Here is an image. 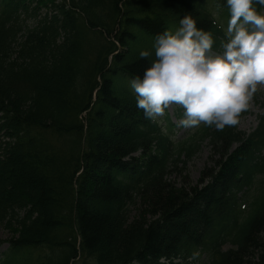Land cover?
<instances>
[{
  "label": "trees",
  "instance_id": "16d2710c",
  "mask_svg": "<svg viewBox=\"0 0 264 264\" xmlns=\"http://www.w3.org/2000/svg\"><path fill=\"white\" fill-rule=\"evenodd\" d=\"M186 14L220 51L202 0H0L1 264H264V112L248 136L201 123L180 143L129 86ZM205 141L197 184L178 186Z\"/></svg>",
  "mask_w": 264,
  "mask_h": 264
},
{
  "label": "clouds",
  "instance_id": "9594fccd",
  "mask_svg": "<svg viewBox=\"0 0 264 264\" xmlns=\"http://www.w3.org/2000/svg\"><path fill=\"white\" fill-rule=\"evenodd\" d=\"M256 5L264 8V0H223L218 5L229 12L220 51L213 50L211 32L197 28L190 14L174 32L155 36V59L142 75L129 79L136 107L146 119L155 121L171 105H179L184 111L178 123L185 128L204 123L221 130L238 123L257 86L264 85V14ZM151 54L139 52L141 58Z\"/></svg>",
  "mask_w": 264,
  "mask_h": 264
},
{
  "label": "rangeland",
  "instance_id": "374dc122",
  "mask_svg": "<svg viewBox=\"0 0 264 264\" xmlns=\"http://www.w3.org/2000/svg\"><path fill=\"white\" fill-rule=\"evenodd\" d=\"M213 13L217 14V10L214 8H211ZM256 92L259 94L258 98L255 99L254 95L252 98V101L250 103V107L243 111L245 112V115H243L239 122V130L245 132L246 134H250L251 131H253L256 128V122H257V115L260 114V108L259 106L264 103V85H258ZM178 108V105H171L167 112L169 116L173 117V112L175 109ZM173 122H176L173 118ZM177 131H175V137L176 139H182V137L189 131V128H185L177 124ZM212 152L209 150V145L205 142L201 146L200 152L197 153V155L194 156V158L187 164L186 170L180 174V172H175L172 174L171 180H173L178 186H181L183 181L188 180V182L192 185H195V183L198 181V179L201 176V171L207 166L209 163V157H211ZM21 169V167H19ZM19 171V170H18ZM185 175H187V178H184ZM185 179V180H184ZM254 189L250 190L251 194H254ZM139 203V202H138ZM137 205L136 207L131 208V215L134 217L137 213L138 209ZM12 233L4 228H0V258L4 251H6L8 244L5 240H8L11 237ZM75 264H86L83 260H75ZM89 264H92L91 262ZM94 264V263H93ZM195 264H207L204 257L199 259V261Z\"/></svg>",
  "mask_w": 264,
  "mask_h": 264
}]
</instances>
